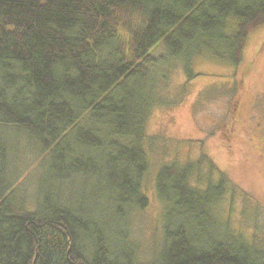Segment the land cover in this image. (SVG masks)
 Returning <instances> with one entry per match:
<instances>
[{"label": "trees", "instance_id": "trees-1", "mask_svg": "<svg viewBox=\"0 0 264 264\" xmlns=\"http://www.w3.org/2000/svg\"><path fill=\"white\" fill-rule=\"evenodd\" d=\"M263 26L264 0H0V264H264L242 230L262 208L202 147L156 167L157 229L135 232L173 146L152 110L182 101L199 60L237 69Z\"/></svg>", "mask_w": 264, "mask_h": 264}, {"label": "rangeland", "instance_id": "rangeland-1", "mask_svg": "<svg viewBox=\"0 0 264 264\" xmlns=\"http://www.w3.org/2000/svg\"><path fill=\"white\" fill-rule=\"evenodd\" d=\"M195 65L198 77L189 84L182 101L169 108H155L150 114L148 132L167 138L173 146L164 157L159 152L154 155L153 171L144 185L150 206L139 218L135 232H139L136 234L142 241H150L157 229L159 205L152 185L156 167L173 157L182 162L193 160L202 147L216 166L249 196L248 200L252 198L260 205L263 211L242 230L248 235L254 228L257 236L264 239V26L248 36L237 69L213 60H199ZM174 78L177 84L182 76L176 74ZM18 142L20 161L26 167L20 182L27 181L24 191L29 196L32 180L27 178L36 171V155L26 146L23 136ZM239 189L238 213L247 206Z\"/></svg>", "mask_w": 264, "mask_h": 264}]
</instances>
